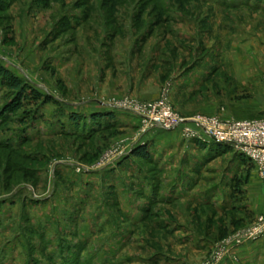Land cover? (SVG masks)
Returning <instances> with one entry per match:
<instances>
[{
    "label": "rangeland",
    "instance_id": "rangeland-1",
    "mask_svg": "<svg viewBox=\"0 0 264 264\" xmlns=\"http://www.w3.org/2000/svg\"><path fill=\"white\" fill-rule=\"evenodd\" d=\"M0 64L40 95L3 116L0 88V264H220L254 241L255 169L126 104L264 115V0H0ZM97 113L115 128L78 137Z\"/></svg>",
    "mask_w": 264,
    "mask_h": 264
},
{
    "label": "built area",
    "instance_id": "built-area-1",
    "mask_svg": "<svg viewBox=\"0 0 264 264\" xmlns=\"http://www.w3.org/2000/svg\"><path fill=\"white\" fill-rule=\"evenodd\" d=\"M126 105L151 126L163 130L181 128V135L185 140L228 145L253 164L264 194V115L253 120L201 116L185 119L173 112L165 95L154 103ZM254 219L252 227L244 235L235 236L238 244L264 237V212Z\"/></svg>",
    "mask_w": 264,
    "mask_h": 264
},
{
    "label": "trees",
    "instance_id": "trees-1",
    "mask_svg": "<svg viewBox=\"0 0 264 264\" xmlns=\"http://www.w3.org/2000/svg\"><path fill=\"white\" fill-rule=\"evenodd\" d=\"M179 7H183L184 4L189 0H173ZM157 17L159 18V21L162 20L161 13L157 14ZM4 87L8 90V93H10L11 98L10 100L4 104L3 106V116L6 114H9L10 112L16 113L18 110H21L24 104V101L27 99H38L39 93L36 92V90L32 89L31 87H27L19 78H17L15 75H13L9 70L4 68L0 64V88ZM52 97H47V100L50 101ZM47 100L45 102H47ZM2 111V109H1ZM78 116H73L72 118L76 121ZM90 122L88 123V131L83 133H79L81 137L84 135L85 137H90L94 135L95 132H107L111 129H114V125L112 124L113 120V114L112 113H97L93 116H90ZM102 121L103 124L101 123ZM82 127H85V123L82 124ZM3 147L9 151L12 152V148L7 145H3ZM231 148V147H230ZM228 145L222 144V143H213V145L210 148V153L218 152V149L222 150H229L230 149ZM14 152V151H13ZM243 160V162L247 164L248 168L253 170V164L243 155L239 154ZM136 157L143 160H149L150 154L148 152L147 146H139L135 148L129 157ZM25 159L31 160L27 157Z\"/></svg>",
    "mask_w": 264,
    "mask_h": 264
},
{
    "label": "crops",
    "instance_id": "crops-1",
    "mask_svg": "<svg viewBox=\"0 0 264 264\" xmlns=\"http://www.w3.org/2000/svg\"><path fill=\"white\" fill-rule=\"evenodd\" d=\"M166 135L170 139L175 140L180 138L182 141L181 128L167 132ZM207 143L198 140H189L185 142V147H194L204 153L210 152L212 145H208ZM256 175H251L250 180L242 188L246 200L252 196H254V200L256 198L255 203L252 206L250 205V210L253 211L254 215L264 212V195L261 182ZM220 264H264V237H260L253 242H248L238 247L232 255L224 258Z\"/></svg>",
    "mask_w": 264,
    "mask_h": 264
}]
</instances>
